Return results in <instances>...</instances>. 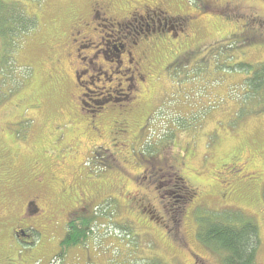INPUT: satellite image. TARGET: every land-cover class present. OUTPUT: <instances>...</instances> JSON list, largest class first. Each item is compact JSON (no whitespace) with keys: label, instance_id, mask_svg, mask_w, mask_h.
<instances>
[{"label":"rangeland","instance_id":"374dc122","mask_svg":"<svg viewBox=\"0 0 264 264\" xmlns=\"http://www.w3.org/2000/svg\"><path fill=\"white\" fill-rule=\"evenodd\" d=\"M3 1L19 2L23 11L36 22L8 59L4 57L8 49H2L0 38V66L12 69L8 84L0 85L3 92L0 99V217L4 215L7 222L12 219V207H22L28 195L17 185L21 178H29L26 167L32 166L31 162L42 154L54 163L46 161L48 169L41 175L49 172L48 178L63 179L64 183L72 180L77 173L75 170L84 164L78 176L86 175L82 180L90 187L92 197L88 195L89 203L86 207L82 205L86 208L83 211L98 214L85 240L65 250L60 242L66 232V222L77 211L70 208L69 203L57 204L58 224L49 230L47 241L42 234L33 233L30 251L34 252L32 255L22 253L24 264H141L154 257L166 264H222L219 253L197 239V231L199 216L226 211L240 212L256 220L259 235L256 259L258 264H264V215L263 209H258L255 203L257 199H264V95L251 99L253 95L245 81L253 73L252 66L264 62V41L238 42L241 40L235 35L241 34L238 33L243 22L240 17L227 21L212 6L209 11L194 10L196 0H170V14L177 13L181 4L182 12L191 15L190 28L197 33L195 43L200 49L194 50L181 66L163 67L161 79L154 85V98L145 110L143 120L147 121L137 117L140 119L130 126L128 136L130 129L124 130L116 124L107 127L105 123L98 138L86 126L85 116L72 109L68 99L70 82L58 80L62 75L69 76L70 72L59 36L69 31L68 20L84 12L91 0ZM115 1L122 7L117 15L138 4L132 2L127 7L130 1L128 4V0ZM242 1L264 13V0ZM158 18L159 23L153 18V24L147 19H137L129 30L134 34L153 25L164 26L163 19ZM52 20L55 22L51 23ZM166 26L172 31L178 29L174 21ZM97 34L100 33L97 31ZM215 40L220 41L215 43ZM117 42L113 37L110 44L117 47ZM99 142L103 146L96 148L94 145L99 146ZM154 149L158 151V159L166 158L169 163L173 158L183 159L184 177L205 187L203 191L197 189L181 207L165 194L174 171L158 180L160 190L156 193H161L164 204L172 202V211L182 208L179 227H176L180 240L164 238L162 233L166 228L158 220L149 222L145 228L144 218L139 220L134 216L132 219L124 202L120 199L118 204L110 197L118 180L133 187L128 179L140 170V158L147 162L148 152ZM113 150L132 152L137 160L125 162L110 154ZM98 185L106 189H109L107 185H112L114 190L108 191L107 196L96 197L94 188ZM56 195L45 193L50 201ZM143 205L140 207L148 211ZM166 208L171 211L167 205ZM151 215L155 219V213ZM11 228L12 225L0 227V264L21 263L17 261L19 256L8 259L5 254ZM192 254L198 263H193Z\"/></svg>","mask_w":264,"mask_h":264},{"label":"flooded vegetation","instance_id":"af4514ba","mask_svg":"<svg viewBox=\"0 0 264 264\" xmlns=\"http://www.w3.org/2000/svg\"><path fill=\"white\" fill-rule=\"evenodd\" d=\"M132 2L138 4L130 6ZM169 2L170 0H128L127 7L130 6V10L117 15V11L122 8L118 7L117 1L91 0L84 12H78L68 20V28L71 30L59 36V44H62L64 58L70 72L69 76L62 75L58 80L65 83L70 82L68 99L72 103V109L85 116L86 126L98 138H101V130L104 129L105 123L107 127L116 124L124 130L130 129L128 136L131 132L130 126L136 124L138 119L142 118V121H147V119L143 120L145 110L154 98V85L160 81L162 75L160 72L163 67L171 66V64L181 66L191 58L194 50L200 49V45L195 43L197 33L190 28L191 15L182 12L183 8L180 3L178 12L170 14L168 12ZM211 6L219 13L233 7H247L242 0H196L194 10L209 11ZM220 6L222 8H219ZM158 17L163 19L164 26L153 25L145 31L134 34L129 30V26L137 19H147L153 24V18H156L159 23ZM171 21L178 25L177 30L172 31L166 26ZM54 22L55 20H52L51 23ZM97 31L100 34H97ZM113 37L117 38V47L110 44ZM66 39L69 40L65 43ZM166 47L169 49L167 50ZM108 134H110L109 131ZM99 144V146L96 144L94 146L96 148L103 146L101 142ZM110 154L117 155L125 162L128 159L137 160L135 155L133 158L132 152L128 154L124 151L113 150ZM35 159L37 160L31 162L32 166L29 164L26 167L29 171V178H21V183L17 185V187H23L22 190L28 195L26 201L22 207L18 208L16 204L20 198L17 199L18 201L14 203L16 208L11 209L10 222L9 220L5 222L4 215L0 217V227L5 228L12 225L6 246L8 251L5 254L8 259L19 256L20 259L17 261L21 263L16 262L17 264H24L22 253L33 254L34 251H30L33 248L31 247L33 233L42 234V238L47 241L49 230L54 229L58 224L57 212H55L57 204L69 203L70 208L77 211L74 214H77L86 209L82 205L86 207L85 205L89 203L87 198L91 189L82 180V177L84 179L86 175L78 176L84 164L75 170L77 173L73 175L72 180L64 183L63 179L48 178L49 172L44 176L41 175V172L48 169L46 161H52L51 164H53L54 160L45 154ZM165 159L152 164L156 165L153 169L149 168V162H139L140 170L128 179L133 187L118 180L116 190L110 197L118 204L121 199L127 207L128 216L132 219L134 216H138L139 220L144 218L145 228L149 226V222L158 220L159 224L166 228L162 233L164 238L180 240L178 228L173 225L172 202L166 204L171 210L169 212L161 193H156L160 187L156 186L157 181H152V176L158 172L157 169L178 170L183 175L184 161L181 158H173L169 163ZM185 180L194 193L197 189L203 191L205 188L193 179L185 178ZM54 186L57 187L52 190ZM107 186L109 189L102 185L96 186L94 195L107 196L108 191L114 190L112 185ZM123 189H125L124 192ZM45 193L57 194L58 198L56 200L55 196L54 200L50 201ZM255 203L258 209H263L262 214L264 215V199L260 201L257 199ZM141 204L149 210L145 211L140 207ZM151 210L155 213V219L151 215ZM68 216L69 214L67 218ZM191 256L193 263H198L194 254Z\"/></svg>","mask_w":264,"mask_h":264},{"label":"trees","instance_id":"16d2710c","mask_svg":"<svg viewBox=\"0 0 264 264\" xmlns=\"http://www.w3.org/2000/svg\"><path fill=\"white\" fill-rule=\"evenodd\" d=\"M247 7H236L224 10L223 18L227 21L233 18L240 17L243 22L240 23L238 33L235 38H240L242 43H252L256 40L264 41V13L256 6L247 5ZM36 19L28 16L22 9L19 2H5L0 0V38L4 57L10 58L12 52L21 44L23 36L34 29ZM236 34V33H235ZM225 37V36H224ZM227 37V36H226ZM219 37V39H221ZM220 40H215V43ZM1 50V54L3 53ZM12 69L6 70L0 66V85L8 84V74ZM253 73L246 79L247 90L251 92L253 98L258 99L264 95V62L252 66ZM3 92L0 89V99ZM148 152L146 161L149 162V168L153 169L159 163L157 149ZM145 161L144 158H140ZM157 168V167H156ZM155 172L152 176V181H157L156 186H159L158 180L162 176L171 173L169 169H162ZM165 178V177H164ZM171 184L165 188V194L169 196L172 202H178L179 206H183L188 202L194 191L185 183V177L178 170H174ZM167 180V179H166ZM168 181V180H167ZM163 191V189H161ZM174 190V191H173ZM182 208L172 211V219L174 227L178 226L181 220ZM98 218V214H86L85 211H80L74 214L67 222L66 232L60 245L63 249H68L77 246L87 237V232L90 231ZM253 217H247L240 212H223V214L209 213L199 216V226L197 231V239L203 244L217 251L220 255L222 264H258L257 250L259 245L258 224ZM141 264H166L161 259L154 257L149 258ZM201 264V263H198ZM203 264V263H202Z\"/></svg>","mask_w":264,"mask_h":264}]
</instances>
